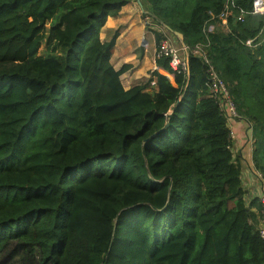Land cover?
<instances>
[{
  "label": "trees",
  "instance_id": "16d2710c",
  "mask_svg": "<svg viewBox=\"0 0 264 264\" xmlns=\"http://www.w3.org/2000/svg\"><path fill=\"white\" fill-rule=\"evenodd\" d=\"M127 2L0 0V264H264L258 201L246 203L201 60L177 74L156 57L173 82L154 70L122 86L130 66L110 62L118 33H99ZM139 4L186 46L209 42L264 176V16L253 0ZM226 5L227 31L207 32ZM153 34L158 46L170 33Z\"/></svg>",
  "mask_w": 264,
  "mask_h": 264
},
{
  "label": "crops",
  "instance_id": "0c3cea01",
  "mask_svg": "<svg viewBox=\"0 0 264 264\" xmlns=\"http://www.w3.org/2000/svg\"><path fill=\"white\" fill-rule=\"evenodd\" d=\"M214 30L227 31V25L220 24V21L208 25V31ZM153 31L167 33L163 26L152 22L148 12L143 10L137 0H128L116 17L107 18L105 25L100 30L99 37L103 42H108L114 32L118 33L110 62L115 70H119L123 65L130 66L120 76L121 84L125 89L136 83L146 81L149 73L154 70H157L173 82L172 75L158 69L155 65L157 45ZM168 36L174 41L173 43L176 47L179 48L181 46L179 40H175L171 33ZM147 90H150V88L148 87ZM228 124L234 133V147L239 148L240 145L238 146L237 142L241 141L239 139V130H241L243 124L242 120L232 119L229 120ZM238 155L243 165L241 179L243 188L247 192L246 203H249L257 196L253 192L257 182L251 174L253 168H246L250 166V161L245 156L240 155V153Z\"/></svg>",
  "mask_w": 264,
  "mask_h": 264
},
{
  "label": "built area",
  "instance_id": "2783aa9c",
  "mask_svg": "<svg viewBox=\"0 0 264 264\" xmlns=\"http://www.w3.org/2000/svg\"><path fill=\"white\" fill-rule=\"evenodd\" d=\"M252 13L264 16V0H253ZM230 14L228 6H225L223 12L218 16L220 24L226 26V18ZM244 13L240 12L237 16V21H244ZM147 20V19H146ZM207 32H209L207 30ZM257 37L254 39H247L245 45L252 47ZM178 48L175 46L171 38L166 37L160 41L157 46L156 57H164L168 59L169 67L172 73L185 72L187 69V62L189 56L197 57L201 60L202 64L206 68V86L210 91V96L217 102L220 110L226 117L227 123L229 120L238 119V113L236 105L229 95L228 89L224 81L221 79L219 73L215 69L212 61L208 57L209 42L197 43L192 47L186 46L184 43L180 44ZM174 75V74H170ZM151 85H154L152 82ZM229 127V124H228ZM230 137L234 147V133L230 129ZM233 151V148H231ZM252 175L256 178L258 184V194L256 199L258 201L259 209L256 211L257 226L256 231L261 241L264 242V176L258 170H252Z\"/></svg>",
  "mask_w": 264,
  "mask_h": 264
},
{
  "label": "rangeland",
  "instance_id": "374dc122",
  "mask_svg": "<svg viewBox=\"0 0 264 264\" xmlns=\"http://www.w3.org/2000/svg\"><path fill=\"white\" fill-rule=\"evenodd\" d=\"M206 30H208V27H206ZM44 52H45V46L43 45L39 49L38 55H43ZM256 112L259 114L258 108H256ZM242 123L243 124H242L241 130H239V139L241 141L237 142V145L238 146L240 145L241 147L240 146H239V148L233 147V155L235 156L238 153H240V155L245 156L247 158V160L250 161V166H248L246 168L250 169V168H253V163H252L251 158H252L254 139L252 137V131H251V128L249 127L248 123L244 122L243 120H242ZM253 170H254V168H253ZM251 174H252V171H251ZM258 187H259L258 184H256V186L254 187V190H253L254 195L258 194V190H259Z\"/></svg>",
  "mask_w": 264,
  "mask_h": 264
},
{
  "label": "water",
  "instance_id": "95a60500",
  "mask_svg": "<svg viewBox=\"0 0 264 264\" xmlns=\"http://www.w3.org/2000/svg\"><path fill=\"white\" fill-rule=\"evenodd\" d=\"M137 2L139 3V0H137ZM161 24V23H160ZM162 25V24H161ZM163 27L170 32L174 37H176V39L179 40V42L182 44L183 43V35L177 31H173L171 29H169L167 26L163 25ZM178 104V102L176 103V105ZM169 124V118L167 119L166 123L164 124V126L157 132H155L151 137L156 136L158 134V132L164 130ZM151 137L147 138L145 141L149 140ZM144 141V142H145Z\"/></svg>",
  "mask_w": 264,
  "mask_h": 264
}]
</instances>
